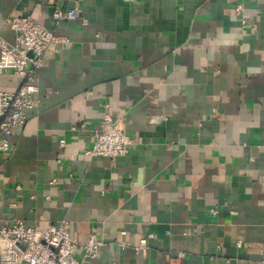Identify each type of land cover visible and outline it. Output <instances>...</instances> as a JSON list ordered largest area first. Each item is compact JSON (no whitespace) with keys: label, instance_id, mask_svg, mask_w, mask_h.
<instances>
[{"label":"crops","instance_id":"crops-1","mask_svg":"<svg viewBox=\"0 0 264 264\" xmlns=\"http://www.w3.org/2000/svg\"><path fill=\"white\" fill-rule=\"evenodd\" d=\"M13 16L67 42L0 150V221H66L77 257L95 233L86 264H264V0H0L9 42ZM106 110L133 140L115 158L86 154Z\"/></svg>","mask_w":264,"mask_h":264},{"label":"built area","instance_id":"built-area-1","mask_svg":"<svg viewBox=\"0 0 264 264\" xmlns=\"http://www.w3.org/2000/svg\"><path fill=\"white\" fill-rule=\"evenodd\" d=\"M52 17L56 22L83 19L76 5L55 6ZM7 21L15 38L9 42L0 36V47L11 55L14 72L22 77V81L14 91H0L1 151H9V136L22 129L27 111L40 102L38 69L46 57L57 53L67 42L66 37L29 16H13ZM104 106L106 108L108 104ZM80 127H85V123H80ZM132 143L124 123L106 110L102 125L93 131V144L86 154L115 158L126 154ZM140 242L144 246L146 239L142 238ZM80 246L82 252L77 257L78 243L66 221L51 223L41 229L26 226L19 219L0 221V264H86L101 254L104 241L92 233Z\"/></svg>","mask_w":264,"mask_h":264}]
</instances>
